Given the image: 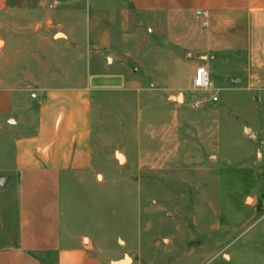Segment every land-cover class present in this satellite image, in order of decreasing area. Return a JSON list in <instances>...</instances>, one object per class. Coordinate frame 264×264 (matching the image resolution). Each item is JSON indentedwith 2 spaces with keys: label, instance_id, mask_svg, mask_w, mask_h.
<instances>
[{
  "label": "rangeland",
  "instance_id": "rangeland-1",
  "mask_svg": "<svg viewBox=\"0 0 264 264\" xmlns=\"http://www.w3.org/2000/svg\"><path fill=\"white\" fill-rule=\"evenodd\" d=\"M63 1L7 0L0 47L13 50L33 88L98 71L65 47ZM77 19L72 35L84 43L85 18ZM157 19L135 10L115 18L117 61L105 71L126 83L92 90L95 171L92 182L62 184L63 226L91 237L104 264H264V92L236 81L237 56L210 60L179 47L157 32ZM199 65L209 68L211 90L192 85ZM10 140L0 130V158ZM4 186L0 241L12 228Z\"/></svg>",
  "mask_w": 264,
  "mask_h": 264
},
{
  "label": "crops",
  "instance_id": "crops-1",
  "mask_svg": "<svg viewBox=\"0 0 264 264\" xmlns=\"http://www.w3.org/2000/svg\"><path fill=\"white\" fill-rule=\"evenodd\" d=\"M113 1H63L62 15L70 25L65 47L76 50V59L88 56L89 64L99 66L86 81L33 88L13 50L7 51L6 43L0 47V130L11 136L1 144L9 155L0 158V178H5L4 188L10 185L12 198L3 204L12 228L0 241V264H104L91 237L63 226L61 198L63 183L93 179L92 90L126 83L125 74L105 71L117 61V16L127 10L162 16L157 32L168 33L179 47L203 50L210 60L237 56L240 83L264 92V0ZM7 6L0 0V30ZM81 16L84 43L72 35Z\"/></svg>",
  "mask_w": 264,
  "mask_h": 264
},
{
  "label": "built area",
  "instance_id": "built-area-1",
  "mask_svg": "<svg viewBox=\"0 0 264 264\" xmlns=\"http://www.w3.org/2000/svg\"><path fill=\"white\" fill-rule=\"evenodd\" d=\"M52 6L54 5L52 4ZM202 15L207 16V12L203 11ZM192 85L195 89H199V90L208 91L212 89L213 81L210 77V73L206 68V66L199 65L196 67L193 75ZM211 99L213 101L218 100V95L217 94L213 95Z\"/></svg>",
  "mask_w": 264,
  "mask_h": 264
},
{
  "label": "water",
  "instance_id": "water-1",
  "mask_svg": "<svg viewBox=\"0 0 264 264\" xmlns=\"http://www.w3.org/2000/svg\"><path fill=\"white\" fill-rule=\"evenodd\" d=\"M236 81L239 82L240 80L237 78ZM182 97H183L182 94H179V96H171V98L174 99V100H176V101L180 100ZM4 181H5V178L4 177L0 179V183L1 184H3ZM121 262H123V260H121Z\"/></svg>",
  "mask_w": 264,
  "mask_h": 264
},
{
  "label": "bare ground",
  "instance_id": "bare-ground-1",
  "mask_svg": "<svg viewBox=\"0 0 264 264\" xmlns=\"http://www.w3.org/2000/svg\"><path fill=\"white\" fill-rule=\"evenodd\" d=\"M60 35H61V33H59ZM129 260V258H127L125 261H128ZM124 260H123V262H125Z\"/></svg>",
  "mask_w": 264,
  "mask_h": 264
}]
</instances>
